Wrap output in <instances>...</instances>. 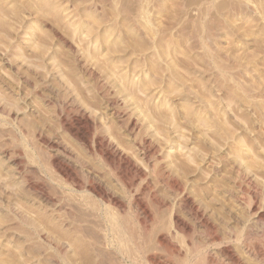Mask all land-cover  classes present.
Masks as SVG:
<instances>
[{"label": "rangeland", "instance_id": "1", "mask_svg": "<svg viewBox=\"0 0 264 264\" xmlns=\"http://www.w3.org/2000/svg\"><path fill=\"white\" fill-rule=\"evenodd\" d=\"M92 79L110 83L118 107L136 104L132 113L144 121L143 133L154 147L148 158H158L183 184L189 178L206 183L198 159L221 153L247 158L246 170L263 179L264 0H0V206L41 225L23 176L51 192L61 190L56 182L63 173L34 149L35 123L59 166L84 182L91 155L52 113L68 93L72 110L78 106L101 120V100L86 85ZM40 96L54 100L50 110ZM106 123H100L102 133L145 168L143 156ZM77 134L90 144L83 128ZM179 158L190 159L188 169L179 168ZM127 177L134 190L141 186L133 173ZM15 259L20 261L0 257V264H17Z\"/></svg>", "mask_w": 264, "mask_h": 264}, {"label": "bare ground", "instance_id": "2", "mask_svg": "<svg viewBox=\"0 0 264 264\" xmlns=\"http://www.w3.org/2000/svg\"><path fill=\"white\" fill-rule=\"evenodd\" d=\"M109 84L86 82L101 100V120L78 106L72 110L74 101L68 93L57 111L52 110L62 131L91 155V164L83 170L84 182L56 162L40 130L46 125L32 126L37 135L34 149L46 154L51 167L63 173L56 182L61 190L51 192L43 182L23 176V189L44 218L37 225L27 213L0 206V257L22 259H15L17 264H264V176L246 170L247 158H223L221 153L220 158L198 159L208 174L206 183L196 184L189 178L183 184L173 170L162 169L158 158H148L154 147L143 133L144 121L132 113L136 104L118 107ZM111 84L116 87L117 83L111 80ZM41 96L45 107L54 101ZM35 116L42 122L41 116ZM103 120L143 156L145 168L136 167L102 133ZM79 127L91 147L77 134ZM179 159L183 164L179 168L188 169L190 159ZM127 172L140 180L139 188H132Z\"/></svg>", "mask_w": 264, "mask_h": 264}]
</instances>
